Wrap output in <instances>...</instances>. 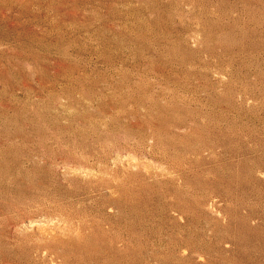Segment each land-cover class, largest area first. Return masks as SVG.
<instances>
[{"label":"rangeland","instance_id":"374dc122","mask_svg":"<svg viewBox=\"0 0 264 264\" xmlns=\"http://www.w3.org/2000/svg\"><path fill=\"white\" fill-rule=\"evenodd\" d=\"M0 264H264V0H0Z\"/></svg>","mask_w":264,"mask_h":264}]
</instances>
